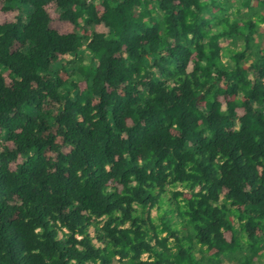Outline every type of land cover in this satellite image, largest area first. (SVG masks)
<instances>
[{
    "label": "trees",
    "instance_id": "1",
    "mask_svg": "<svg viewBox=\"0 0 264 264\" xmlns=\"http://www.w3.org/2000/svg\"><path fill=\"white\" fill-rule=\"evenodd\" d=\"M0 264H264V0H0Z\"/></svg>",
    "mask_w": 264,
    "mask_h": 264
},
{
    "label": "rangeland",
    "instance_id": "2",
    "mask_svg": "<svg viewBox=\"0 0 264 264\" xmlns=\"http://www.w3.org/2000/svg\"><path fill=\"white\" fill-rule=\"evenodd\" d=\"M24 16H26L27 15V13L29 12V8H24ZM179 190V189H178ZM155 214V212L154 211H152V215H154ZM145 257V256H144Z\"/></svg>",
    "mask_w": 264,
    "mask_h": 264
}]
</instances>
